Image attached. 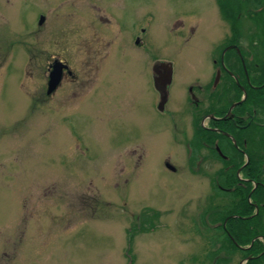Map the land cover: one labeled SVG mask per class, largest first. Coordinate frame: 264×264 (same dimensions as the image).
Returning a JSON list of instances; mask_svg holds the SVG:
<instances>
[{"label":"rangeland","instance_id":"rangeland-1","mask_svg":"<svg viewBox=\"0 0 264 264\" xmlns=\"http://www.w3.org/2000/svg\"><path fill=\"white\" fill-rule=\"evenodd\" d=\"M208 9V0H0V264H211L221 252L213 241L220 226L201 220L209 200H226L208 175L218 165L188 170L162 136L143 74L149 52L209 58ZM178 17L199 20V35L176 37ZM96 29L107 44L90 62L87 38ZM134 35L145 48L133 46ZM54 59L81 84L65 77L46 95ZM88 65L96 66L90 81ZM141 143L150 157L138 158ZM157 154L169 155L176 172ZM145 207L158 219L136 231ZM255 237L240 246L231 236L239 249L228 263L261 264L264 248L255 263L244 251ZM257 243L264 247V236Z\"/></svg>","mask_w":264,"mask_h":264},{"label":"flooded vegetation","instance_id":"flooded-vegetation-1","mask_svg":"<svg viewBox=\"0 0 264 264\" xmlns=\"http://www.w3.org/2000/svg\"><path fill=\"white\" fill-rule=\"evenodd\" d=\"M208 3L205 22L210 27L205 32L215 36L208 47L209 58L182 57L178 61L180 58L171 55L157 58L149 52L145 62L148 76L143 72L151 82L148 104L154 100V118L160 123L162 136L178 148L188 170L207 174L202 170L205 166L218 165L208 174L213 175L215 184L219 183L220 170L229 180L234 174L231 186H215L234 190L238 185L252 206L248 216L253 217L264 208V0ZM172 23L179 39L188 41L199 35V20L185 25L184 19L178 17ZM129 25L134 28L133 21ZM116 26L121 32L117 21ZM141 32L145 29L141 28ZM87 40V58L92 62L95 56L102 55L107 41L98 35L97 29ZM132 42L136 48H145L146 43L138 35H134ZM95 67L88 65L89 81ZM65 77L81 84L72 72L69 75L62 71L61 81ZM178 81L183 85L181 91L176 88ZM156 141L160 142V137ZM138 148L139 159L150 157V150L143 143ZM156 156L169 171L176 172L177 167L166 160L169 155Z\"/></svg>","mask_w":264,"mask_h":264},{"label":"trees","instance_id":"trees-1","mask_svg":"<svg viewBox=\"0 0 264 264\" xmlns=\"http://www.w3.org/2000/svg\"><path fill=\"white\" fill-rule=\"evenodd\" d=\"M219 183L220 185L227 186L230 185V182L235 181L234 174L231 175L230 180L227 179V175L225 172L222 173V171H219ZM212 181L214 180L212 176ZM214 183V181H213ZM213 184V188L215 189V194L217 195V199H219V196L221 199L223 196L226 197L225 202H216L214 204L211 203V200H209L208 206H206L201 213V220L202 223L205 224L207 228L208 226L212 224V226L215 228L217 226H220L222 233L217 236L216 239L213 241H218V245L215 248H220L221 252H215L212 257L211 264H229V257L230 253L233 252V250L239 249L237 244L234 242V240L231 238V236L234 237L235 241L240 245L244 246L250 242L251 239H253L255 236V240L251 244V247L244 250L245 254H250L254 256L252 259L253 262L260 258L261 253L263 251V248L259 243H257V238L259 236H264V208H261V217L260 214L257 216L249 217L248 213L251 211L252 206L246 202V197L245 194L243 193L242 189L238 187V185H235L234 190H229L227 188H219ZM219 185V186H220ZM211 195H214L213 193ZM212 198V197H211ZM228 202V203H227ZM212 204V205H211ZM233 214V215H232ZM159 216V211L153 208H144L143 211H141L140 214V222L137 228H135L136 231H146V229H151L153 228V225L155 221L158 219ZM227 218L225 222V226L229 232H226L224 230L222 223L224 219ZM237 228L240 229L241 233L238 234L239 232L236 231V225ZM234 223V224H233ZM234 228V230H233ZM242 228L244 229L242 232ZM134 228L131 227L127 229V241L129 243V246L127 250L130 249V243H131V237L134 236L135 231L133 230ZM231 234V236H230ZM259 235V236H258ZM238 236H240V240H238ZM259 242V240H258ZM259 244V246H258ZM264 257V255H263ZM251 259L247 260V262H251ZM264 264V258H261V264ZM247 264V263H246Z\"/></svg>","mask_w":264,"mask_h":264},{"label":"water","instance_id":"water-1","mask_svg":"<svg viewBox=\"0 0 264 264\" xmlns=\"http://www.w3.org/2000/svg\"><path fill=\"white\" fill-rule=\"evenodd\" d=\"M42 22H43V17L40 16L38 18L37 24L41 25ZM66 69H67L66 66L61 64L60 62L54 61L51 64L50 71L48 73V80L46 84V91H45L46 95L51 94L56 89L61 79L62 70H66ZM225 221L226 219H224L223 221V226L225 225ZM248 258L250 257H247L246 259ZM238 264H241V262H239Z\"/></svg>","mask_w":264,"mask_h":264}]
</instances>
